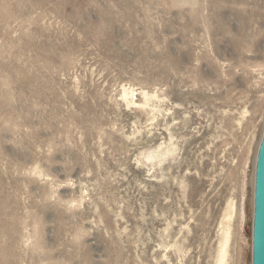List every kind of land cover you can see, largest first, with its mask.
Returning <instances> with one entry per match:
<instances>
[{
  "label": "rangeland",
  "instance_id": "374dc122",
  "mask_svg": "<svg viewBox=\"0 0 264 264\" xmlns=\"http://www.w3.org/2000/svg\"><path fill=\"white\" fill-rule=\"evenodd\" d=\"M263 127L264 0H0V264H251Z\"/></svg>",
  "mask_w": 264,
  "mask_h": 264
},
{
  "label": "water",
  "instance_id": "95a60500",
  "mask_svg": "<svg viewBox=\"0 0 264 264\" xmlns=\"http://www.w3.org/2000/svg\"><path fill=\"white\" fill-rule=\"evenodd\" d=\"M251 264H264V127L253 168Z\"/></svg>",
  "mask_w": 264,
  "mask_h": 264
},
{
  "label": "bare ground",
  "instance_id": "6f19581e",
  "mask_svg": "<svg viewBox=\"0 0 264 264\" xmlns=\"http://www.w3.org/2000/svg\"><path fill=\"white\" fill-rule=\"evenodd\" d=\"M218 2V1H217ZM191 12H193V11H191Z\"/></svg>",
  "mask_w": 264,
  "mask_h": 264
}]
</instances>
